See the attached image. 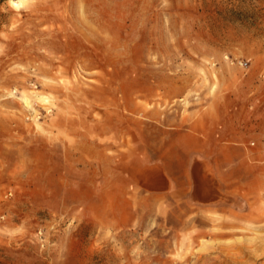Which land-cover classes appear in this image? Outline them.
Returning a JSON list of instances; mask_svg holds the SVG:
<instances>
[{
    "label": "rangeland",
    "instance_id": "rangeland-1",
    "mask_svg": "<svg viewBox=\"0 0 264 264\" xmlns=\"http://www.w3.org/2000/svg\"><path fill=\"white\" fill-rule=\"evenodd\" d=\"M16 2L0 0V264H264V0ZM206 108L245 135L218 203L135 196L164 114Z\"/></svg>",
    "mask_w": 264,
    "mask_h": 264
},
{
    "label": "crops",
    "instance_id": "crops-1",
    "mask_svg": "<svg viewBox=\"0 0 264 264\" xmlns=\"http://www.w3.org/2000/svg\"><path fill=\"white\" fill-rule=\"evenodd\" d=\"M239 120L234 112L207 108L164 114L156 155L136 160L126 175L132 193L158 201L179 198L210 206L218 203L223 176L228 173L224 169L245 165V135ZM254 137L259 139L262 134L258 131ZM192 167L201 168L200 179H193L196 170Z\"/></svg>",
    "mask_w": 264,
    "mask_h": 264
},
{
    "label": "bare ground",
    "instance_id": "bare-ground-1",
    "mask_svg": "<svg viewBox=\"0 0 264 264\" xmlns=\"http://www.w3.org/2000/svg\"><path fill=\"white\" fill-rule=\"evenodd\" d=\"M11 2L15 5L17 4L16 0H11Z\"/></svg>",
    "mask_w": 264,
    "mask_h": 264
},
{
    "label": "clouds",
    "instance_id": "clouds-1",
    "mask_svg": "<svg viewBox=\"0 0 264 264\" xmlns=\"http://www.w3.org/2000/svg\"><path fill=\"white\" fill-rule=\"evenodd\" d=\"M14 7H19L20 5L19 4H15V5H13Z\"/></svg>",
    "mask_w": 264,
    "mask_h": 264
}]
</instances>
